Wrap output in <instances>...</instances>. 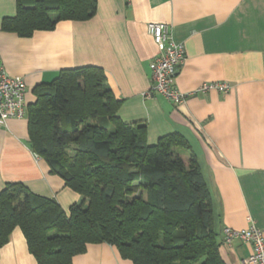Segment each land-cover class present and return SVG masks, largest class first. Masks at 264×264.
<instances>
[{"label":"crops","instance_id":"0c3cea01","mask_svg":"<svg viewBox=\"0 0 264 264\" xmlns=\"http://www.w3.org/2000/svg\"><path fill=\"white\" fill-rule=\"evenodd\" d=\"M15 15V0H0V22ZM148 23H164L184 48L176 86L188 93L175 105L152 91L149 63L157 53ZM104 70L122 100L118 117L144 123L154 145L177 132L207 181L219 215V255L225 264H246L251 246L223 244L222 229L254 226L264 236V0H97L94 17L60 21L53 31L22 38L0 30V69L23 79L27 105L32 89L63 69ZM227 83L228 93L199 92L204 84ZM21 183L29 192L54 199L65 213L80 195L49 172L28 144L27 120L0 123V191ZM0 264H36L19 228L0 248ZM72 264H132L106 243L88 244Z\"/></svg>","mask_w":264,"mask_h":264},{"label":"trees","instance_id":"16d2710c","mask_svg":"<svg viewBox=\"0 0 264 264\" xmlns=\"http://www.w3.org/2000/svg\"><path fill=\"white\" fill-rule=\"evenodd\" d=\"M97 0H15L2 32L29 38L60 21L83 22ZM28 144L52 175L81 201L65 213L51 198L21 183L0 191V248L19 228L36 264H72L88 244L106 243L132 264H225L219 255V215L207 181L184 136L147 143L144 123L118 117L122 100L104 70H60L32 89Z\"/></svg>","mask_w":264,"mask_h":264},{"label":"built area","instance_id":"2783aa9c","mask_svg":"<svg viewBox=\"0 0 264 264\" xmlns=\"http://www.w3.org/2000/svg\"><path fill=\"white\" fill-rule=\"evenodd\" d=\"M147 33L152 37L157 49L156 55L149 63L152 91L167 101L180 105L188 97V93L176 86L178 69L184 61V48L171 39L170 28L164 23H148ZM210 89L228 93L231 88L227 83H204L198 91L203 93ZM25 93L26 84L23 79L0 69L1 124H5L10 119L26 118ZM222 235V242L225 245L238 240L251 246V254L245 260L246 264H264V236L259 229L254 226L243 230L224 227Z\"/></svg>","mask_w":264,"mask_h":264},{"label":"rangeland","instance_id":"374dc122","mask_svg":"<svg viewBox=\"0 0 264 264\" xmlns=\"http://www.w3.org/2000/svg\"><path fill=\"white\" fill-rule=\"evenodd\" d=\"M182 151V150H181ZM216 210V209H215Z\"/></svg>","mask_w":264,"mask_h":264}]
</instances>
